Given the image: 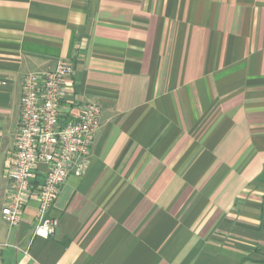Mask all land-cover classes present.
Listing matches in <instances>:
<instances>
[{"label":"crops","instance_id":"obj_1","mask_svg":"<svg viewBox=\"0 0 264 264\" xmlns=\"http://www.w3.org/2000/svg\"><path fill=\"white\" fill-rule=\"evenodd\" d=\"M58 60L62 117L101 111L43 237L35 196L1 209L22 77ZM0 264H264V0H0Z\"/></svg>","mask_w":264,"mask_h":264},{"label":"built area","instance_id":"obj_2","mask_svg":"<svg viewBox=\"0 0 264 264\" xmlns=\"http://www.w3.org/2000/svg\"><path fill=\"white\" fill-rule=\"evenodd\" d=\"M71 73V64L58 60L52 69L23 75L14 151L5 172L9 185L3 217L17 223L33 195L38 201L34 234L43 237L55 232L58 219L48 212L68 174L80 175L88 165L99 127L101 106L96 102L85 103L75 118L62 117Z\"/></svg>","mask_w":264,"mask_h":264}]
</instances>
